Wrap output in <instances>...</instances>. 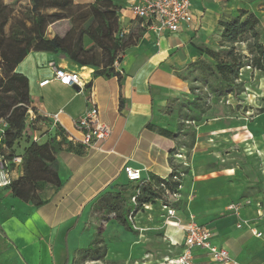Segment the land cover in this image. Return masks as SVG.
Returning <instances> with one entry per match:
<instances>
[{"label": "crops", "instance_id": "obj_1", "mask_svg": "<svg viewBox=\"0 0 264 264\" xmlns=\"http://www.w3.org/2000/svg\"><path fill=\"white\" fill-rule=\"evenodd\" d=\"M94 1L74 0V3L90 4ZM109 1L117 8L121 31L125 35L140 28L130 10L135 0ZM190 3L193 14L190 27L159 38L143 30L138 43L128 48L114 66L120 80L117 77L93 79L92 69L80 68L66 58L47 52H31L18 64L16 72L28 79L31 107L47 119L46 127L40 125L43 130L53 132L55 126L47 117L59 113L56 126L65 132V143L56 155L61 187L53 191L42 206L22 202L9 187L0 189V250L3 256L9 255V264H39L42 253L50 259L51 249L57 247V239L63 232L67 259L75 250L87 246L95 225L90 206L103 193L127 183L124 167L139 170L145 179L150 175L164 179L171 173L168 156L175 149L174 144L149 125L154 126L156 108L165 105L166 99L187 90L188 84L178 73L186 72L190 64L206 59L199 48H215L221 33L218 21L223 12V0H190ZM74 21L77 23V26L72 24L75 29L83 24V21ZM57 69L79 73L83 78L81 90L55 80ZM43 81L48 83L39 86ZM89 95L98 108L100 121L111 132L98 145L100 148L79 146L76 145L78 141L71 140V137L81 139L73 121L85 112ZM162 96L165 100L161 99ZM120 99L123 102L121 110ZM1 129H4L2 124ZM30 132L29 135L37 141L45 139L40 138L37 131ZM2 147L0 141V161ZM187 175L194 177L193 186L197 192L195 201H189L183 210L176 211L181 224L186 222L188 214H192L199 225L211 230L212 244L225 249L237 264H264V237L255 238L251 233L253 229L264 233V201L245 205L248 199L242 198L236 203L242 206L235 215L227 210L232 205L228 204L230 199L236 197L234 191L217 187L215 191L220 194L209 197L214 193L209 188L213 180L204 175L194 176L192 168H188L184 178ZM202 185L203 190L200 189ZM179 196L177 199H181ZM224 206L226 215L221 217L218 214ZM207 211L209 215L198 217ZM163 213L160 204L138 212L133 217L138 235L124 231L114 221L105 224L106 261L114 264H166V259L178 256L182 251L183 234L176 227L164 225ZM238 224H242L241 229L237 228ZM152 232H159L167 248L166 254L156 256L150 236ZM110 243L118 246L114 254L110 253ZM0 264L4 263L0 261ZM193 264L215 263L204 251L193 250Z\"/></svg>", "mask_w": 264, "mask_h": 264}, {"label": "trees", "instance_id": "obj_2", "mask_svg": "<svg viewBox=\"0 0 264 264\" xmlns=\"http://www.w3.org/2000/svg\"><path fill=\"white\" fill-rule=\"evenodd\" d=\"M29 4L27 34L15 23L9 22L12 12L5 0H0V122L4 124L1 156L7 161L15 157L14 149L27 129L39 132L40 138L45 137L34 141L25 135L22 154L17 156L21 158L20 181L24 187L19 194L14 193L22 202L40 207L47 200L40 198L42 186L52 187L54 191L61 187L56 155L62 143H65V132L57 126L53 132L43 130L42 124L46 127L47 119L38 115L31 107L28 79L16 72V67L31 52H47L66 58L80 68H92L93 79L117 77L120 80L114 66L128 48L138 43L143 30L136 28L120 37L117 8L109 0H95L90 4H75L74 0H29ZM72 18L83 21L82 26L75 29L70 23L64 32L48 36V27ZM259 25V18L244 9L239 10L234 19L219 20V49L199 48L206 59L189 65L188 73L192 69L200 71L199 81L206 87L214 102L243 93L244 87L240 79V70L243 68L249 67L264 74V42H259ZM86 38L102 51L100 61L95 57L93 48L84 46ZM246 40V50L250 57L236 50V46ZM183 103L188 112L193 109L191 105H196L195 99L185 100ZM122 106L120 99V110ZM29 109L35 114L33 119L28 118ZM259 113H264V110ZM185 118L188 122L198 120L196 116ZM149 127L166 139L176 137V134L155 126ZM175 153V149L169 152L171 173L166 178L150 175L140 183L116 185L91 204L90 214L95 219L93 237L86 248L74 251L68 264H113L106 261L107 245L103 237L104 225L110 221L116 222L124 231L138 235L131 219L138 212L144 211L145 206L160 204L176 211L184 209L183 201L174 196L181 195L188 168L172 162Z\"/></svg>", "mask_w": 264, "mask_h": 264}, {"label": "rangeland", "instance_id": "obj_3", "mask_svg": "<svg viewBox=\"0 0 264 264\" xmlns=\"http://www.w3.org/2000/svg\"><path fill=\"white\" fill-rule=\"evenodd\" d=\"M5 3L12 12L9 22L15 23L21 30L29 34V0H5ZM223 3L220 20L234 19L242 9L254 13L260 20V25L257 28L259 42H264V0H223ZM70 23L77 26L74 18L51 25L47 30L48 36L52 37L64 32ZM246 44L247 40L241 42L236 46V50L244 56L250 57L246 50ZM84 46L93 48L95 57L98 61L101 60L102 51L93 46L87 38L84 40ZM213 49L217 51L219 48L216 46ZM210 64L213 65L212 62ZM178 76L188 84L187 90L176 97L166 99L165 105L156 108L154 112V126L176 134L172 142L177 154L173 157L172 162L180 167L194 169V176L204 175L206 179L213 180L209 188H212L214 193L209 197H216L220 193H216L215 189L217 187L222 189L224 186L227 190L236 193L235 199H230L228 204H236L242 198L248 199L249 205H256L264 201V132H260L264 131V113H259L260 110H264V74L249 67L243 68L240 70V79L244 87L243 93L235 97L220 98L216 102L212 100L206 87L199 81L200 71L198 69H192L190 73L188 70L180 72ZM161 99L165 100V97L162 96ZM194 99L196 105H191L193 108L191 112L186 111L187 108L183 102ZM185 116H196L198 120L188 122ZM178 126H180L179 131L177 130ZM30 133V130L27 129L25 135L37 141L36 138L29 135ZM25 135L14 149L15 157L22 154ZM9 170L10 189L13 193L19 194L24 187L20 181L21 163L15 164L10 161ZM228 171L231 173L229 174ZM193 179L194 177L188 175L184 178L181 189V200L184 207L188 205L189 201L196 200L197 191L194 189ZM195 180L197 181V179ZM203 186H200L201 190H203ZM53 191L52 187L42 186L41 200H46ZM224 208L225 206L220 209L221 212L218 214L221 217L226 215ZM209 214L208 211L201 212L198 217H206ZM64 235L65 232L59 234L56 242L57 247L51 249L50 259L42 253L39 264H68L70 262L73 253L70 254L69 259L66 258L68 251ZM150 236L154 242L153 251L156 256L159 257L162 253L166 254L167 248L164 247L159 232H152ZM110 245V253H116L118 246L115 243H110ZM2 256L3 252L0 250V258ZM8 257V254H4L0 261L9 264L11 259ZM30 261L32 260L30 259Z\"/></svg>", "mask_w": 264, "mask_h": 264}, {"label": "built area", "instance_id": "obj_4", "mask_svg": "<svg viewBox=\"0 0 264 264\" xmlns=\"http://www.w3.org/2000/svg\"><path fill=\"white\" fill-rule=\"evenodd\" d=\"M131 13L140 24V28L146 32L152 33L156 38L164 34H173L180 32L183 28L190 27L193 22V14L191 11L190 0H135L130 7ZM124 32H120L119 36H124ZM54 78L60 84L69 87H83V78L79 73L57 69L54 72ZM48 81H43L39 86H44ZM87 107L85 112L76 120L73 121V127L80 134L81 139L76 140L71 137V140L78 141L77 143L87 148H100L99 144L103 143L110 136V129L106 124L100 121L98 108L89 95L86 99ZM59 113H56L47 118L56 126L59 123ZM34 112L28 110V118L33 119ZM0 124L4 125L3 122ZM3 138V129L0 130V141ZM12 163L20 164L21 158L14 157ZM10 161L1 157L0 161V189L8 188L11 185L10 180ZM123 172L127 182L140 183L144 181L139 170H134L130 167H124ZM180 197L179 195L174 196ZM134 201V199H132ZM249 205V201L244 202ZM241 204H232L227 210L235 215H238ZM149 206H145L147 210ZM163 210V223L166 226H173L181 230L183 234V245L181 253L171 259H166V264H193V250L204 251L215 264H237L229 255V253L220 247L212 244L213 234L211 230L205 226H201L196 222L195 216L188 214L186 222L182 225L181 220L176 216V210L161 206ZM133 224V219H131ZM246 225V223H243ZM133 228L135 226L133 224ZM238 229L242 228V224L237 225ZM255 238H263L264 233L251 230Z\"/></svg>", "mask_w": 264, "mask_h": 264}]
</instances>
